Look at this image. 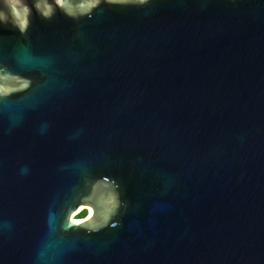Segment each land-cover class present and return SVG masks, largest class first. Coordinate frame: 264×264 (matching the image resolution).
<instances>
[{"label": "water", "instance_id": "water-1", "mask_svg": "<svg viewBox=\"0 0 264 264\" xmlns=\"http://www.w3.org/2000/svg\"><path fill=\"white\" fill-rule=\"evenodd\" d=\"M0 264H264V0H0Z\"/></svg>", "mask_w": 264, "mask_h": 264}, {"label": "trees", "instance_id": "trees-1", "mask_svg": "<svg viewBox=\"0 0 264 264\" xmlns=\"http://www.w3.org/2000/svg\"><path fill=\"white\" fill-rule=\"evenodd\" d=\"M86 217V210H83L77 217L76 219H84Z\"/></svg>", "mask_w": 264, "mask_h": 264}, {"label": "bare ground", "instance_id": "bare-ground-1", "mask_svg": "<svg viewBox=\"0 0 264 264\" xmlns=\"http://www.w3.org/2000/svg\"><path fill=\"white\" fill-rule=\"evenodd\" d=\"M80 210H81V209H79L78 212H80ZM88 212H89V208H88ZM71 221H72V222H78L79 220H77V219L75 218V215H73V216L71 217Z\"/></svg>", "mask_w": 264, "mask_h": 264}, {"label": "rangeland", "instance_id": "rangeland-1", "mask_svg": "<svg viewBox=\"0 0 264 264\" xmlns=\"http://www.w3.org/2000/svg\"><path fill=\"white\" fill-rule=\"evenodd\" d=\"M81 212H82V211H81ZM81 212H80V213H81ZM80 213H79V214H80ZM79 214H77V215L75 216V218H76ZM88 215H89V212H88V210H86V217H88ZM86 217H85V218H86ZM77 220H79V219H77Z\"/></svg>", "mask_w": 264, "mask_h": 264}]
</instances>
